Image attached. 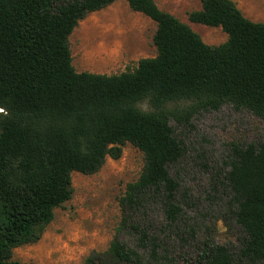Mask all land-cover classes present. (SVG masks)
Listing matches in <instances>:
<instances>
[{
    "label": "trees",
    "instance_id": "obj_1",
    "mask_svg": "<svg viewBox=\"0 0 264 264\" xmlns=\"http://www.w3.org/2000/svg\"><path fill=\"white\" fill-rule=\"evenodd\" d=\"M126 1L155 22L156 55L104 75L76 71L69 38L116 0H0V264H25L13 251L36 243L71 200V174L97 173L128 143L144 167L119 200L107 249L84 264H178L171 242L183 239L185 212L170 171L186 149L171 122L191 127L223 106L264 120V23L233 0H200L189 22L228 36L210 46L155 0ZM225 166L228 212L243 241L231 252L207 237L189 264H264V139L231 144Z\"/></svg>",
    "mask_w": 264,
    "mask_h": 264
},
{
    "label": "rangeland",
    "instance_id": "obj_2",
    "mask_svg": "<svg viewBox=\"0 0 264 264\" xmlns=\"http://www.w3.org/2000/svg\"><path fill=\"white\" fill-rule=\"evenodd\" d=\"M233 1L246 18L264 23V0ZM155 2L161 10L189 25L207 45L227 41L220 27L189 22L188 15L201 10L200 0ZM112 19L114 31H101L100 24L110 25ZM150 24L156 26L148 17L132 11L126 0H116L110 7L88 14L69 38L74 68L77 72L104 75L134 69L140 59L154 55ZM102 42L130 47L131 57L119 63L108 61L100 55ZM171 125L186 149L185 157L170 171L179 183L178 200L185 212L179 224L183 239L174 237L171 242L176 261L189 264L207 237L236 252L244 234L228 212L223 187V176L228 171L225 162L231 144H258L264 139V120L223 106L217 112L196 115L191 127L177 128L173 122ZM143 167V154L128 143L118 160L108 157L97 173L86 176L73 172L71 200L54 211L53 221L36 243L13 251V260L25 264H84L91 252L106 250L121 219L119 200L126 186L139 178Z\"/></svg>",
    "mask_w": 264,
    "mask_h": 264
},
{
    "label": "crops",
    "instance_id": "obj_3",
    "mask_svg": "<svg viewBox=\"0 0 264 264\" xmlns=\"http://www.w3.org/2000/svg\"><path fill=\"white\" fill-rule=\"evenodd\" d=\"M115 3V2H114ZM113 3V4H114ZM110 7V6H108ZM107 7V8H108ZM159 7V6H158ZM106 9V8H105ZM250 19L251 21L253 22H258L257 20H254V19H251V18H248ZM112 21V24L110 25H107V24H100V28H101V31H107L106 33L109 32V30L111 31H114V19L111 20ZM113 25V26H112ZM151 25V29H152V37L156 31V26L154 24H150ZM118 46V45H116ZM115 44H113V46H108V44H105V43H100V55L104 56L106 58H108V61H111V60H114L115 62H122L123 60L125 61L126 59H129L131 57V55H129V52H130V47L129 48H125L126 46H121L119 45L118 47H116ZM152 49V53L154 54L153 57L156 55V49L155 47L153 46ZM118 50V52H117ZM118 55V57H115L114 55ZM113 62V61H112Z\"/></svg>",
    "mask_w": 264,
    "mask_h": 264
},
{
    "label": "bare ground",
    "instance_id": "obj_4",
    "mask_svg": "<svg viewBox=\"0 0 264 264\" xmlns=\"http://www.w3.org/2000/svg\"><path fill=\"white\" fill-rule=\"evenodd\" d=\"M113 26V25H112ZM100 33V32H99ZM103 33V32H102Z\"/></svg>",
    "mask_w": 264,
    "mask_h": 264
}]
</instances>
